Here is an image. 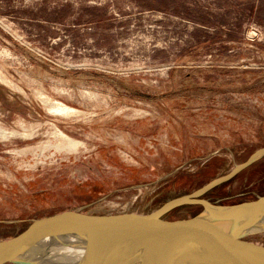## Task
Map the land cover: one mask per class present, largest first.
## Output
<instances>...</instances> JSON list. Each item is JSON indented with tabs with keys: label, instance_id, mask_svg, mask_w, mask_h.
<instances>
[{
	"label": "rangeland",
	"instance_id": "obj_1",
	"mask_svg": "<svg viewBox=\"0 0 264 264\" xmlns=\"http://www.w3.org/2000/svg\"><path fill=\"white\" fill-rule=\"evenodd\" d=\"M261 148L264 0H0V241L152 213ZM260 196L264 157L202 198Z\"/></svg>",
	"mask_w": 264,
	"mask_h": 264
},
{
	"label": "water",
	"instance_id": "obj_2",
	"mask_svg": "<svg viewBox=\"0 0 264 264\" xmlns=\"http://www.w3.org/2000/svg\"><path fill=\"white\" fill-rule=\"evenodd\" d=\"M262 157L264 148L227 175L152 213L67 211L35 220L20 234L0 241V264H63L50 252L53 244L68 236L88 245L80 264H264V246L247 240L264 233V196L233 205L202 198ZM187 205L199 206L201 211L188 219H164ZM44 241L52 243L43 246Z\"/></svg>",
	"mask_w": 264,
	"mask_h": 264
},
{
	"label": "bare ground",
	"instance_id": "obj_3",
	"mask_svg": "<svg viewBox=\"0 0 264 264\" xmlns=\"http://www.w3.org/2000/svg\"><path fill=\"white\" fill-rule=\"evenodd\" d=\"M62 106L59 108L61 111ZM49 241L42 244L46 246ZM88 245L77 236H68L53 244L51 248V257L63 264H80L81 259L87 254Z\"/></svg>",
	"mask_w": 264,
	"mask_h": 264
},
{
	"label": "crops",
	"instance_id": "obj_4",
	"mask_svg": "<svg viewBox=\"0 0 264 264\" xmlns=\"http://www.w3.org/2000/svg\"><path fill=\"white\" fill-rule=\"evenodd\" d=\"M61 111H67V108L62 106Z\"/></svg>",
	"mask_w": 264,
	"mask_h": 264
}]
</instances>
